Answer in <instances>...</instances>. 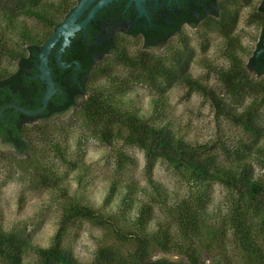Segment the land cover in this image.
I'll list each match as a JSON object with an SVG mask.
<instances>
[{
  "label": "trees",
  "instance_id": "trees-1",
  "mask_svg": "<svg viewBox=\"0 0 264 264\" xmlns=\"http://www.w3.org/2000/svg\"><path fill=\"white\" fill-rule=\"evenodd\" d=\"M79 1L0 0V136L21 150L38 154L27 131L31 121L63 113L83 97V122L91 137L114 149L117 175L123 176L128 167L136 164L125 148H138L146 157L148 185L141 187L136 180L115 177L101 208L69 196L64 189L68 176L79 172V187L87 188L90 167L63 140L47 134L44 142L49 156L35 163L39 186L60 190L66 198L58 230L51 245L41 247L19 233L6 231L0 224V264H81L66 243L70 229L80 222H89L104 233L91 264H151L155 253L185 256L190 264H200L199 242L205 233L208 244L218 251V264H233L228 249L230 239L249 263L264 264V179L256 176L253 160L257 153L264 167V54L257 58L263 48L264 0L247 18L249 25H256L262 32L248 63L254 74L241 56L247 51L237 33L241 13L235 7L237 1L251 7L254 0L217 2V16L200 18L203 23L198 33L203 53L209 50L210 32H217L224 41L227 65H207L224 95L191 73L195 50L182 29L184 21L197 23L199 19L164 15L147 30L127 32L133 38L142 37L146 47L168 44L167 57H163L147 50L131 53L124 38L108 33L111 23L99 16L89 24L86 36L82 31L75 35L63 56L66 64L79 63V72L74 70L75 64L60 68L54 56L58 46L53 50L52 76L63 93L50 100L45 113L29 117L12 108L4 110L14 104L31 110L41 107L45 85L33 79L38 73L37 56ZM29 20L36 26L31 27ZM11 33L18 34L23 46L13 45ZM175 36L179 38L177 43H169ZM108 55H114L117 63L130 71V78L113 76L109 65L97 61ZM6 61L16 63V69L8 70ZM102 79L110 81L106 91L96 86ZM134 83L146 85L154 93L150 118L144 117L139 108L123 105L121 99ZM176 84L187 88L188 97L197 93L208 100L219 126L221 121L227 122L246 133L249 141L232 148L220 139L193 144L179 136L168 120L167 108L168 93ZM3 157L0 151V159ZM160 161L185 182L188 191L182 198L172 197L154 179L153 171ZM217 184L227 191V212L220 214L221 220H215L210 213ZM119 195L123 196L113 211L110 208ZM156 206L166 209L167 221H155ZM208 251L212 253V249ZM28 253L35 254L37 260L26 262ZM156 264L172 263L160 260Z\"/></svg>",
  "mask_w": 264,
  "mask_h": 264
},
{
  "label": "rangeland",
  "instance_id": "rangeland-1",
  "mask_svg": "<svg viewBox=\"0 0 264 264\" xmlns=\"http://www.w3.org/2000/svg\"><path fill=\"white\" fill-rule=\"evenodd\" d=\"M262 2L263 0H254L251 7H246L239 1L236 2L235 7L241 13L237 33L247 51L241 54L246 66L256 50L262 33L256 25H249L247 18L252 11L257 10ZM28 23L31 27L36 26V22L33 20H29ZM37 29L41 30L40 26ZM198 30L197 27L186 26L183 31V34L189 36L192 48L195 50V62L192 65L191 73L194 78L207 82L211 89L224 95L216 77L207 68L209 64L211 66L227 65L223 55L224 41L217 32H210L208 36L210 47L206 53H203L201 50L202 39ZM108 33L123 37L131 53L147 50L167 57L168 44L146 47L142 37L133 38L127 35L126 31L115 26L111 27ZM10 37L14 46H23L17 33H11ZM178 40L179 38L175 36L169 43L176 44ZM97 61L105 66L109 65L113 76L130 78V71L117 63L114 55H108ZM4 66L10 71L16 69V63L10 61H6ZM248 70L254 74L250 68ZM96 86L106 91L110 87V81L102 79ZM153 95V91L146 85L134 83L131 90L121 100L123 105L129 108H139L144 117L150 118ZM83 100L84 98L79 99L76 106L63 113L47 119L40 118L31 121L27 131L30 140L34 142L39 151L38 154L34 152L33 155L29 149L21 150L15 144L0 138V151L5 154V157L0 159V224L6 231L19 233L30 239L33 244L41 247L51 245L66 203L62 191L44 189L38 184L35 161L48 155V148L44 142L47 134H52L55 138L63 140L72 151L82 156L84 164L90 167V182L87 188L79 187L77 180L79 172L71 173L68 176L64 189L69 196L91 203L96 208H101L111 181L115 177L136 180L141 187L148 185L146 157L144 152L138 148H125L136 160V164L128 167L123 176L117 175L114 149L91 137L87 125L83 122L80 115ZM167 100L168 120L176 133L190 143L205 144L220 139L229 143L232 148H237L241 146L240 142L249 141L248 135L239 128L222 121L219 126L210 102L197 93L188 97L187 88L184 85H174L168 93ZM261 146L264 148V142ZM258 157L257 153L253 156L256 176L264 179V167ZM62 170L65 171V169ZM153 176L156 181L170 191L174 198H182L188 191L185 182L165 162L157 163ZM122 196L119 195L116 198L110 209L114 211L118 208ZM226 198L227 191L222 185L217 184L214 187L213 202L210 206V213L213 218H216L215 220H221V218L219 219L222 216L220 214L227 212ZM155 219L156 222L167 221L169 216L166 209L156 206ZM204 235L205 237L199 242L200 264H218L216 257L218 251L214 245L208 244L207 234ZM103 240L104 233L100 228L89 222H80L70 229L66 243L73 249L81 264H91ZM208 249H212V253ZM228 249L233 264H251L231 239L228 241ZM36 260L37 257L33 253H28L25 257L26 262H35ZM160 260H166L172 264H190L185 256L162 253L153 254L151 264H156Z\"/></svg>",
  "mask_w": 264,
  "mask_h": 264
},
{
  "label": "water",
  "instance_id": "water-1",
  "mask_svg": "<svg viewBox=\"0 0 264 264\" xmlns=\"http://www.w3.org/2000/svg\"><path fill=\"white\" fill-rule=\"evenodd\" d=\"M117 1L119 0H99V2L92 7V5L95 4L96 0H80L77 6L73 9V11L55 29L53 35L45 42V44L41 48L40 53L37 56L38 73L33 77V79H38L42 84L45 85V92L41 100V107L36 110H31L14 104L7 106L6 108H4V110L7 108H12L29 117H36L45 113L50 100L57 93H59L60 95H62L63 93L62 90L57 88L52 76V68L50 64L53 50L56 48L57 45H59L54 56L56 63L60 68L68 69L72 67L73 64L67 65L65 62L62 61V59L66 50L71 48L72 40L74 39L75 35L80 31L85 33L86 29L88 28V25L96 17L97 13L100 10H103L104 8L108 7L111 3ZM131 2L136 3V7L141 12V15H147L144 7V3L146 2V0H131ZM87 11L88 14L83 20H81ZM262 54H264V39L263 48L258 52L257 58ZM74 64V70L76 72H79L81 70V65L77 62H75ZM4 110L1 111V114Z\"/></svg>",
  "mask_w": 264,
  "mask_h": 264
},
{
  "label": "flooded vegetation",
  "instance_id": "flooded-vegetation-1",
  "mask_svg": "<svg viewBox=\"0 0 264 264\" xmlns=\"http://www.w3.org/2000/svg\"><path fill=\"white\" fill-rule=\"evenodd\" d=\"M224 1L230 0H146L144 7L147 15H141V12L137 9L135 2H131V0H119L117 2L111 3L103 10H100L94 19L102 16L103 20H106V23H111V27L115 26L123 29L126 32L135 30L142 32L147 30L149 29V26H152V23L155 22L158 17L164 15L176 14L177 16H183L182 19H186L185 16L188 17L189 15L195 19H199V22L197 23H190L191 21L187 20L184 21L182 29V31H184L186 26L200 28L201 24L203 23V20L200 19L201 17L207 16V18H213L217 16L219 11L217 2ZM98 2L99 0H96L92 7ZM87 14L88 11L84 14L81 20H83ZM87 29L85 33L83 32L85 36ZM57 46L59 47V45ZM74 63L75 62H70L69 64L74 65ZM81 98L83 97L76 99L77 104ZM16 102H18V100ZM0 138L5 141L2 136H0Z\"/></svg>",
  "mask_w": 264,
  "mask_h": 264
}]
</instances>
